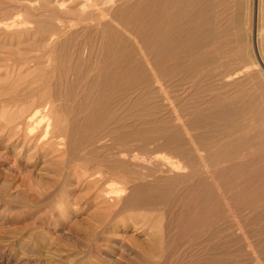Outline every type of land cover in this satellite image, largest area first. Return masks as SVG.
<instances>
[{
	"label": "rangeland",
	"instance_id": "374dc122",
	"mask_svg": "<svg viewBox=\"0 0 264 264\" xmlns=\"http://www.w3.org/2000/svg\"><path fill=\"white\" fill-rule=\"evenodd\" d=\"M0 264H264V0H0Z\"/></svg>",
	"mask_w": 264,
	"mask_h": 264
},
{
	"label": "bare ground",
	"instance_id": "6f19581e",
	"mask_svg": "<svg viewBox=\"0 0 264 264\" xmlns=\"http://www.w3.org/2000/svg\"><path fill=\"white\" fill-rule=\"evenodd\" d=\"M260 1H261V0H260ZM253 64H254V63H253ZM248 67H249V66H248ZM252 67H253V66H252ZM252 67H251V68H252ZM244 68H245V67H244ZM249 68H250V67H249ZM247 69H248V68H247ZM236 72H237V70H236ZM241 72H244V71H241ZM238 73H239V72H238ZM233 74H235V73L233 72ZM229 75H230V74H229ZM237 75H240V74H237ZM237 75H236V76H237ZM233 76H234V75H233ZM228 77H229V76L227 75V78H228ZM231 77H232V76H231ZM231 77H229V79H230ZM223 79H224V77H223ZM234 80H235V79H233V81H234ZM34 113H35V112H34ZM36 116H37V114H36ZM40 116H41V114H40ZM44 116H45V115H44ZM33 117H34V116H33ZM46 117H47V116H46ZM40 118H41V117H40ZM42 118H43V117H42ZM42 118H41V119H42ZM44 118H45V117H44ZM26 119H27V118H26ZM37 119H38V118H37ZM37 119H36V120H37ZM41 119H39V120H41ZM27 120H29V119H27ZM34 120H35V118H34ZM43 120H44V119H43ZM48 120H49V119H48ZM48 120H47V121L45 120V121L48 122V124H49L50 121H48ZM37 121H38V120H37ZM37 121H36V122H37ZM28 122H30V121H28ZM33 122H34V121H33ZM36 122H35V123H36ZM26 123H27V122H26ZM35 123H34V125H35ZM38 123H40V121H39ZM41 123H42V122H41ZM46 124H47V123H46ZM48 124H47V125H48ZM29 126L31 127V125H29ZM45 128H46V127H45ZM27 129H28V127H27ZM178 167H179V166H178ZM178 167H177V168H178ZM177 168H176V169H177ZM174 169H175V168H174ZM115 186H116V185H115ZM111 187H112V186H111ZM113 187H114V185H113ZM114 188H115V187H114ZM110 189H111V188H110ZM117 189H118V188H117ZM117 189H115L116 192H121L120 190H117ZM120 189H122V188H120ZM112 190H113V189H112ZM112 190H111V191H112ZM115 190H113V191H115ZM122 191L124 192V190H122ZM110 193H111V192H109L108 194H110ZM112 193H113V192H112ZM112 193H111V194H112ZM114 194H115V193H114ZM117 195H118V193H117ZM119 195H120V194H119ZM118 197H119V196H117V198H118Z\"/></svg>",
	"mask_w": 264,
	"mask_h": 264
}]
</instances>
